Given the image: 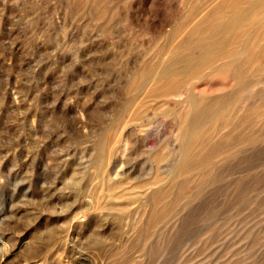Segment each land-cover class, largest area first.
<instances>
[{"label": "rangeland", "instance_id": "obj_1", "mask_svg": "<svg viewBox=\"0 0 264 264\" xmlns=\"http://www.w3.org/2000/svg\"><path fill=\"white\" fill-rule=\"evenodd\" d=\"M262 1L0 0V264H264ZM200 94L242 133L177 177Z\"/></svg>", "mask_w": 264, "mask_h": 264}, {"label": "bare ground", "instance_id": "obj_2", "mask_svg": "<svg viewBox=\"0 0 264 264\" xmlns=\"http://www.w3.org/2000/svg\"><path fill=\"white\" fill-rule=\"evenodd\" d=\"M212 1V0H210ZM259 2L261 3L260 6H263V1L259 0ZM217 3V2H216ZM213 4V3H212ZM210 4L209 6H207L206 8V12H210V15H213V11H215L212 7L213 5ZM216 6V5H215ZM206 7V6H205ZM216 8V7H215ZM233 8V7H232ZM210 9V10H209ZM222 9V8H221ZM234 9V8H233ZM204 12V9H203ZM233 12V11H232ZM206 14V13H204ZM218 14V13H217ZM208 15V14H207ZM221 17V16H220ZM209 18V17H208ZM217 20L219 18V16L217 17ZM204 20V19H203ZM241 20V19H240ZM205 21V20H204ZM211 21V19H210ZM215 21V20H214ZM220 21V20H219ZM200 22V21H199ZM207 22V19H206ZM212 22V21H211ZM239 23V19L236 20L235 23ZM216 23V22H215ZM219 23V22H218ZM213 25V24H212ZM216 25V24H215ZM240 25V24H239ZM195 30V29H194ZM247 39V38H246ZM249 44V43H248ZM247 46V45H246ZM245 49V48H244ZM247 49V48H246ZM246 51V50H245ZM244 51V52H245ZM238 55V54H237ZM239 56V55H238ZM240 57V56H239ZM243 57V56H241ZM248 57V56H247ZM247 59V58H246ZM250 59V58H248ZM178 60V59H177ZM198 61V60H197ZM248 61V60H246ZM249 62V61H248ZM188 63V62H187ZM202 63V62H201ZM254 63V61L252 62ZM234 64V63H233ZM174 65L176 66H169L168 68L166 67V69H162L160 71V73H157V78H155L156 80L159 81H164L167 78L170 77H176V75L179 74V70L177 69V61L174 62ZM235 65V64H234ZM253 65V64H252ZM192 67V66H191ZM197 67V66H196ZM180 68V67H179ZM195 68V67H193ZM239 68V67H238ZM241 70V68H239V71ZM184 71V70H183ZM194 72V70H192ZM196 72V71H195ZM194 72V73H195ZM168 73L169 76H166ZM188 72H186L187 74ZM189 74V73H188ZM185 75V74H184ZM183 75V76H184ZM181 76V74H180ZM179 76V77H180ZM156 77V76H155ZM177 78V77H176ZM186 79V78H185ZM188 80V79H187ZM169 81V80H168ZM190 81V80H189ZM150 82V81H149ZM167 83V82H166ZM190 83V82H189ZM243 83V81H242ZM245 84H247L246 82H244ZM161 84V83H160ZM177 84L176 81H172L167 87V91H171V93H177V96H180V89H177ZM156 85V82H155ZM154 85V86H155ZM157 85H159V83H157ZM163 85V83H162ZM244 86V85H243ZM160 87V86H159ZM163 87V86H162ZM161 87V88H162ZM185 87V85H184ZM189 87V86H188ZM181 88V87H180ZM159 90V89H158ZM157 92H160L158 91ZM165 90V89H164ZM182 90V89H181ZM185 90V89H183ZM217 90V89H216ZM178 91H179V95H178ZM165 92V91H164ZM161 93V92H160ZM185 93V91H184ZM166 95V94H165ZM168 95V94H167ZM199 97V99H198ZM197 98H191L188 100V103L186 104V109L184 110V113H182V115L179 117V132H180V136L179 138H181L185 144L183 145V147L181 146L180 150L178 151V154L175 157V173L177 174V177H184L185 175H187L189 172H191L192 170H195L197 168H199L200 166H202L205 161L208 162V159H210V155H212L214 152H216L217 150H219L221 147H224L225 145L228 144L229 140L232 138V136H234L235 134H239L242 133L241 129H239L237 131V128H241L239 125V123H236L235 121H229L228 123L225 121V115L228 114L229 111H231V109L235 110L236 108H238L239 103H237L236 98L232 99V101L227 102L228 106H226V108L222 107V109H224V111L221 114L215 113V115L212 114V112H210L207 108L205 99L202 97V94L198 95ZM235 97V96H234ZM189 98V97H188ZM221 103V102H220ZM226 104V105H227ZM249 104V103H248ZM257 104V103H256ZM225 105V104H224ZM246 105V104H245ZM219 106V105H218ZM240 108V107H239ZM238 108V109H239ZM251 108V107H250ZM184 109V108H183ZM258 110V109H257ZM256 111V110H255ZM232 112V111H231ZM235 112V111H234ZM241 112V111H240ZM256 114H254V116L252 117H258V111L255 112ZM240 114V113H239ZM230 115V114H229ZM228 115V116H229ZM251 115V114H250ZM264 115V114H263ZM233 116V115H232ZM214 117V119H213ZM250 117V116H249ZM210 118V119H209ZM247 118V117H246ZM209 119V121H207ZM217 123H221L220 125L223 126V123H225V128H226V132L222 129L218 130V131H214V129L216 128L215 125H217ZM237 125V126H235ZM207 126V127H206ZM243 128V126H242ZM177 134V135H178ZM248 137V136H247ZM251 137V136H250ZM181 139H178V141ZM177 140V139H176ZM243 141V140H242ZM183 143V142H181ZM237 144V143H236ZM125 147H126V143H125ZM180 147V146H178ZM224 149V148H223ZM155 158V157H154ZM158 157H156L157 159ZM161 157H159L160 159ZM212 158V157H211ZM204 166V165H203ZM175 174V176H176ZM173 175V174H172ZM198 176V175H197ZM195 178V177H194ZM184 183H191L188 179H186L178 188L177 195L174 201H177L178 199H180L181 197H184L186 195H188L190 193V189L188 187H186L184 185ZM173 191V190H172ZM165 192V191H164ZM161 193V192H160ZM168 193V192H167ZM164 197V196H163ZM161 195L158 196V194H156L154 196V198L152 199L151 203L154 207V211L156 210L157 212H159V210H161L160 214L161 216L163 214H165V208L160 209V207H158L160 205V199H161ZM156 214L155 212H153L152 215ZM157 216H159L158 214L154 217L157 218ZM153 217V216H152ZM153 217V218H154ZM159 218V217H158ZM152 219V218H151ZM153 221V219H152ZM151 221V222H152ZM157 221V220H156ZM155 222V219L154 221ZM152 222V224H153ZM149 224V223H148Z\"/></svg>", "mask_w": 264, "mask_h": 264}]
</instances>
